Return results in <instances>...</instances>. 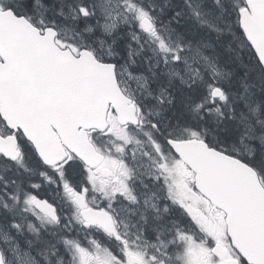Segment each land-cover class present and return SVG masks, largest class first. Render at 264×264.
I'll use <instances>...</instances> for the list:
<instances>
[{"label":"snow or ice","instance_id":"6c2138e0","mask_svg":"<svg viewBox=\"0 0 264 264\" xmlns=\"http://www.w3.org/2000/svg\"><path fill=\"white\" fill-rule=\"evenodd\" d=\"M0 264H264V0H0Z\"/></svg>","mask_w":264,"mask_h":264}]
</instances>
